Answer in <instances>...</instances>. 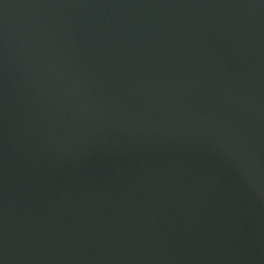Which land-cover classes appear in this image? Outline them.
I'll return each mask as SVG.
<instances>
[{"label": "water", "instance_id": "1", "mask_svg": "<svg viewBox=\"0 0 264 264\" xmlns=\"http://www.w3.org/2000/svg\"><path fill=\"white\" fill-rule=\"evenodd\" d=\"M0 264H264V0H0Z\"/></svg>", "mask_w": 264, "mask_h": 264}]
</instances>
